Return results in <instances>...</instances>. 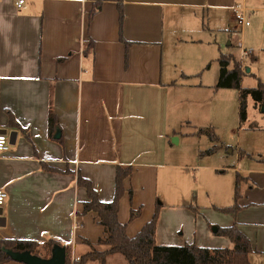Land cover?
I'll return each mask as SVG.
<instances>
[{"label":"crops","instance_id":"crops-1","mask_svg":"<svg viewBox=\"0 0 264 264\" xmlns=\"http://www.w3.org/2000/svg\"><path fill=\"white\" fill-rule=\"evenodd\" d=\"M17 1L0 0V129L16 132L0 152V188L8 193L0 239L55 241L71 249V258L105 249L97 244L106 235L97 214L83 213L88 194L78 175L109 202L117 168L132 167L118 214L130 237L160 204L157 244L232 248L208 213L192 210L197 185L187 174L198 165L172 138L181 143L184 122L205 114L204 86L193 76L199 63L214 61L209 84L216 86L219 25H228L237 3L248 16V0H103L92 17L97 0H25L21 7ZM207 34L215 51L199 58L193 50ZM248 73L252 87L264 83L261 71ZM263 160L232 168L242 177L232 223L252 243L251 264H264ZM133 210L140 213L132 219Z\"/></svg>","mask_w":264,"mask_h":264},{"label":"rangeland","instance_id":"rangeland-1","mask_svg":"<svg viewBox=\"0 0 264 264\" xmlns=\"http://www.w3.org/2000/svg\"><path fill=\"white\" fill-rule=\"evenodd\" d=\"M247 5L250 8V25L241 27L234 13L228 16V25L218 24L221 29L217 31V38L221 46L217 48V54L219 57L221 54L232 55L242 63L243 68L249 67L251 73L261 71L264 74V0H248ZM205 23L209 26L207 19ZM210 41H213V34L203 36L197 42L193 54L199 58H210V54L205 55L211 49L215 51ZM244 50L248 54L243 56ZM249 51L256 58H252ZM212 62L208 60L199 63L198 74L193 76L195 82L204 86L206 97L202 107L206 108L205 114L193 115L194 119L184 122L179 133L181 143L178 144L174 138L172 142L174 148L181 150L186 159L191 160L190 164L198 165L189 169L187 174L191 175L197 185L192 210L208 213L215 220L213 226L225 227L233 222L236 215L223 210L234 204L232 186L237 173L232 172L233 166L238 164V168H241L249 163L255 165L259 159H264V106L248 96L247 118L241 121L239 91L234 88L211 87L209 84L215 80L214 68L210 65ZM242 83L247 88L252 87L256 81L247 72ZM215 91L214 98L209 99L208 96ZM210 149L214 150L208 153ZM209 166L217 167L211 169ZM106 264L126 263L121 254H115L107 258Z\"/></svg>","mask_w":264,"mask_h":264},{"label":"trees","instance_id":"trees-1","mask_svg":"<svg viewBox=\"0 0 264 264\" xmlns=\"http://www.w3.org/2000/svg\"><path fill=\"white\" fill-rule=\"evenodd\" d=\"M121 1V0H117ZM91 17L101 8L103 0H97ZM89 50L94 47V42L87 43ZM251 57L256 58L251 51ZM220 73L216 88H234L239 91V113L241 121L247 118L248 96L261 106H264V83L259 82L257 87H243L242 80L247 67L243 68L242 63L232 55L221 54L218 58ZM233 64V65H232ZM57 119L53 110L50 112V129L57 126ZM214 149L207 150L208 153ZM264 161V160H263ZM132 173V167H118L115 182V195L112 201L104 202L100 200L97 190L90 180L82 175H78V183L86 188L88 200L84 202L83 213L94 211L97 214L99 223L104 226L105 237L99 239L98 245L105 249L99 250L95 246L92 251L81 256L80 260L74 264H86L89 260H100L105 263L106 258L111 254H121L127 264H251L250 253L253 250L252 243L248 236L238 227L237 223L225 227L216 226L215 233L228 237L233 247L207 248L200 247L195 243L180 246L159 245L155 241V232L160 212V204L157 205L152 219L134 237H130L126 232V224L119 221L120 201L125 193V179ZM242 177L237 173L234 204L224 208L226 212L236 214L240 206V183ZM132 194V189L129 190ZM140 210H133L131 218H135ZM62 245L55 241L40 244L32 240L24 239H0V264L14 260L8 250L28 251L41 258H49L55 245ZM66 247V246H65ZM46 253H43V251ZM67 261L71 263V249L66 247Z\"/></svg>","mask_w":264,"mask_h":264},{"label":"water","instance_id":"water-1","mask_svg":"<svg viewBox=\"0 0 264 264\" xmlns=\"http://www.w3.org/2000/svg\"><path fill=\"white\" fill-rule=\"evenodd\" d=\"M246 72H250V68L247 67ZM0 133H8L7 129H0ZM10 135V142L11 144H14L16 132L12 131L9 133ZM56 138L60 137V131H57V134L55 135ZM1 215V212H0ZM3 220V217L0 216V221ZM1 225V224H0ZM216 230V228L214 229ZM8 253L11 255V257L18 262H22L25 264H66L67 261V250L64 245H55L52 249L51 256L49 258H41L38 256H35L31 252L28 251H14V250H8Z\"/></svg>","mask_w":264,"mask_h":264},{"label":"built area","instance_id":"built-area-1","mask_svg":"<svg viewBox=\"0 0 264 264\" xmlns=\"http://www.w3.org/2000/svg\"><path fill=\"white\" fill-rule=\"evenodd\" d=\"M25 0H18L17 6L21 7ZM234 16L236 17L237 22L241 25V27H246L250 25V21L248 19L247 7L244 3H237L233 6ZM251 52V51H249ZM248 52L244 50L243 56L247 55ZM11 147L10 135L9 133H0V152L8 151ZM8 193L3 188H0V207L5 203L7 199ZM80 260V257H72L71 263L74 264L75 261Z\"/></svg>","mask_w":264,"mask_h":264}]
</instances>
